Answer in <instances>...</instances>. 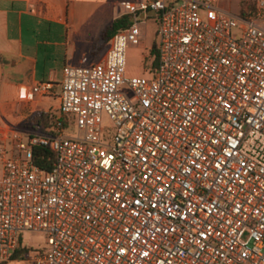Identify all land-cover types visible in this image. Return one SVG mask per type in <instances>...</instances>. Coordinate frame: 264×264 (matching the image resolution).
I'll return each instance as SVG.
<instances>
[{"label":"built area","instance_id":"2783aa9c","mask_svg":"<svg viewBox=\"0 0 264 264\" xmlns=\"http://www.w3.org/2000/svg\"><path fill=\"white\" fill-rule=\"evenodd\" d=\"M121 6L98 61L20 92L58 98L52 132L0 122V264H264V0ZM150 11L157 68L128 78ZM24 232L46 248L12 260Z\"/></svg>","mask_w":264,"mask_h":264},{"label":"crops","instance_id":"0c3cea01","mask_svg":"<svg viewBox=\"0 0 264 264\" xmlns=\"http://www.w3.org/2000/svg\"><path fill=\"white\" fill-rule=\"evenodd\" d=\"M123 1L139 0H0V101L13 114L2 112L0 121H17L21 91L32 97L31 85L62 80L65 66L98 61L105 50L100 35L122 16ZM150 13L147 19L155 17ZM53 98L34 99L31 111L58 109L59 100L54 106ZM44 103L48 107L40 106Z\"/></svg>","mask_w":264,"mask_h":264},{"label":"rangeland","instance_id":"374dc122","mask_svg":"<svg viewBox=\"0 0 264 264\" xmlns=\"http://www.w3.org/2000/svg\"><path fill=\"white\" fill-rule=\"evenodd\" d=\"M255 0H216V5L223 11L229 12L234 15H242L241 13L252 7V4ZM246 3V7L242 3ZM157 29L158 24L156 23V18L147 19L145 24L140 25L141 38L138 44H129L126 50V77H150L154 56L151 54V49L157 44ZM97 46L98 54H102V48ZM89 64V63H87ZM56 93L59 94L61 83V78L58 77ZM57 98H53L50 102L56 106L58 104ZM45 102H47L45 100ZM23 103L20 102L18 110L16 111L17 121L12 124L20 127L29 129L32 125L29 123V118L31 113L38 111H31L32 107L29 110L23 107ZM43 107H48L46 103L40 105ZM47 111H50L55 115L57 108H50ZM5 112L7 114L11 113V107L5 101H0V114ZM13 115V114H12ZM1 122V121H0ZM21 243L23 246L32 249H42L46 248V235L43 233H33V232H24L21 234ZM13 264V263H10Z\"/></svg>","mask_w":264,"mask_h":264},{"label":"trees","instance_id":"16d2710c","mask_svg":"<svg viewBox=\"0 0 264 264\" xmlns=\"http://www.w3.org/2000/svg\"><path fill=\"white\" fill-rule=\"evenodd\" d=\"M256 0L252 4V7L243 11L241 14H249L254 8H255ZM243 6L246 7V3H242ZM130 16L122 15L119 18H116L113 20L109 25H107L104 30L102 31L100 35V41L102 48H105L108 44L109 40L113 36L115 32H117L119 29H123L129 26L130 24ZM151 54L154 56L153 60V68L152 71H155L157 68V46H153L151 49ZM53 113L50 111H43L38 110L33 113H31L29 118V123L32 125L29 129H32L34 131L44 132V133H50L51 131V125L50 121L53 117ZM54 154L49 148L45 147H37L34 150V157L33 160L36 165H38L40 168H42L45 171H49L51 168V165L53 163ZM28 249L22 245L21 240L19 241L18 247L15 249V251L11 255V259L16 258H22L26 253Z\"/></svg>","mask_w":264,"mask_h":264},{"label":"water","instance_id":"95a60500","mask_svg":"<svg viewBox=\"0 0 264 264\" xmlns=\"http://www.w3.org/2000/svg\"><path fill=\"white\" fill-rule=\"evenodd\" d=\"M151 15H154L155 14V12L154 11H151V13H150Z\"/></svg>","mask_w":264,"mask_h":264}]
</instances>
